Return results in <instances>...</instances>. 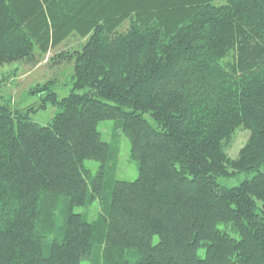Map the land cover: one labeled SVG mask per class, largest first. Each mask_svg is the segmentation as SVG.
<instances>
[{"label": "trees", "instance_id": "trees-1", "mask_svg": "<svg viewBox=\"0 0 264 264\" xmlns=\"http://www.w3.org/2000/svg\"><path fill=\"white\" fill-rule=\"evenodd\" d=\"M71 39L68 95L0 103V264H264V0H0V66ZM103 120L136 180L116 179Z\"/></svg>", "mask_w": 264, "mask_h": 264}, {"label": "rangeland", "instance_id": "rangeland-1", "mask_svg": "<svg viewBox=\"0 0 264 264\" xmlns=\"http://www.w3.org/2000/svg\"><path fill=\"white\" fill-rule=\"evenodd\" d=\"M67 45L65 42L51 46L45 59L37 65H28L22 60L10 61L0 66V103L8 102L12 108L25 110L31 105H39L40 94L35 93L37 87H43L44 84L51 80L55 82L54 89L60 97L69 94L72 87V64L67 60L68 56L76 46V41L71 39ZM66 57L61 58L59 53ZM58 109L54 105H48L47 109H41L31 114L34 121L41 124L49 123L57 114ZM99 130L104 140L109 142L115 149L113 163H115L114 173L116 179L134 181L139 176V166L132 157L131 144L119 124L115 120H103L99 123ZM249 131L238 129L234 135L232 144L227 152L230 158H236L240 149L244 146L249 138ZM86 165L95 173L99 167V162L87 160ZM246 176L241 175L239 178H232L226 181L227 185H236ZM102 205L95 200L86 208L80 209L84 212L88 220H94L102 211ZM83 264H88L87 262ZM90 264V263H89Z\"/></svg>", "mask_w": 264, "mask_h": 264}]
</instances>
